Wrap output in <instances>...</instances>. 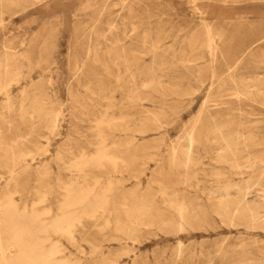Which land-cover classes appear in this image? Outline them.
<instances>
[{
    "label": "rangeland",
    "instance_id": "374dc122",
    "mask_svg": "<svg viewBox=\"0 0 264 264\" xmlns=\"http://www.w3.org/2000/svg\"><path fill=\"white\" fill-rule=\"evenodd\" d=\"M18 2L0 3V59L11 41L20 66L7 87L9 101L0 94V194L47 227L62 214L79 213L60 205L66 190L85 195L90 212L79 215L69 235L48 228L45 248H56L49 264H264V226L215 210L227 182L249 181L252 191L264 185V90H246L254 75L264 79V0ZM205 24L212 27L210 48ZM39 81L48 104L40 114L22 113L30 111ZM248 199L258 201L254 192Z\"/></svg>",
    "mask_w": 264,
    "mask_h": 264
},
{
    "label": "bare ground",
    "instance_id": "6f19581e",
    "mask_svg": "<svg viewBox=\"0 0 264 264\" xmlns=\"http://www.w3.org/2000/svg\"><path fill=\"white\" fill-rule=\"evenodd\" d=\"M122 1H124V0H122ZM239 1V0H238ZM22 2H25V1H22ZM191 2V1H190ZM0 3H5V4H18L19 2H18V0H0ZM26 3V2H25ZM114 3V2H113ZM112 3V4H113ZM32 5V4H31ZM131 6V5H130ZM128 7V6H127ZM111 8V7H110ZM129 8V7H128ZM127 9V8H126ZM129 11H130V9H128ZM127 10V11H128ZM121 11V10H120ZM130 14H128L127 13V16H129ZM123 19V18H122ZM138 20H141V19H138ZM200 21H201V19H199ZM204 20V19H203ZM106 21V20H105ZM123 21V20H122ZM160 22V21H159ZM205 22V21H204ZM111 23V22H110ZM203 23V22H202ZM122 24V23H121ZM113 25V24H112ZM133 26V25H132ZM175 26V25H174ZM205 26V32H207V36H208V46H209V48H210V46H212V44H213V38H212V36H211V28L207 25V24H205L204 25ZM109 27H111L110 25H109ZM130 27H131V25H130ZM141 27V26H140ZM153 27V26H152ZM197 27V26H196ZM151 28V27H150ZM156 28V27H155ZM195 28V27H194ZM109 29V28H108ZM124 29V28H123ZM130 30H131V28H129ZM182 29H183V27H182ZM196 29V28H195ZM73 31H75V30H73ZM107 31H109V30H107ZM148 31V30H147ZM159 31H161V30H159ZM179 31H180V29H179ZM178 31V32H179ZM193 31V30H192ZM195 31V30H194ZM198 31V30H197ZM50 32V31H49ZM78 32V31H77ZM92 32H93V30H92ZM162 32V31H161ZM217 32V31H216ZM108 33V32H107ZM123 33V32H122ZM132 33V32H131ZM159 33V32H158ZM193 33V32H192ZM215 33V32H214ZM51 34V33H50ZM157 34V33H156ZM216 34V33H215ZM147 35V34H146ZM145 35V36H146ZM178 35V34H177ZM205 35H206V33H205ZM76 36V35H75ZM98 36V35H97ZM97 36H95V37H97ZM100 36V35H99ZM98 36V37H99ZM116 36V35H115ZM144 36V37H145ZM168 36V35H167ZM166 36V37H167ZM46 37V36H45ZM110 37V36H109ZM124 37V36H123ZM142 37V36H141ZM148 37V36H147ZM196 37V36H195ZM79 38H80V36H79ZM112 37H110V39H111ZM122 38V37H121ZM154 38H157L156 36H153V39ZM168 38V37H167ZM173 38H174V36H173ZM189 39H190V41H191V38L190 37H188ZM192 38H194V37H192ZM206 38V37H205ZM113 39V38H112ZM115 39V38H114ZM118 39V38H117ZM175 39V38H174ZM104 40V39H103ZM102 40V41H103ZM146 40V39H145ZM150 40V39H149ZM193 40V39H192ZM94 41V40H93ZM107 41V40H106ZM110 41V40H109ZM112 41V44H113V40H111ZM116 41V40H115ZM114 41V42H115ZM143 41V40H142ZM157 41V40H156ZM187 41V40H186ZM98 42V41H97ZM155 42V41H154ZM160 42V41H159ZM192 42V41H191ZM194 42V41H193ZM20 43V42H19ZM92 43V42H91ZM106 43V42H105ZM122 43V42H121ZM142 43H144V42H142ZM107 44H108V41H107ZM111 44V43H110ZM118 44H119V42H118ZM158 44V43H157ZM187 44V43H186ZM189 44V43H188ZM100 45V44H99ZM153 45V44H152ZM165 45V44H164ZM192 45V44H191ZM200 45H201V43H200ZM199 45V46H200ZM203 45H207V44H204L203 43ZM93 46H94V44H93ZM93 46H89V48L90 47H93ZM110 46H112V45H110ZM109 46V47H110ZM193 46V45H192ZM192 46H187L188 48L189 47H192ZM198 46V47H199ZM214 46V45H213ZM95 47H97L96 45H95ZM105 47V46H104ZM118 47V46H117ZM123 47V46H122ZM127 47V46H126ZM153 47V46H152ZM151 47V48H152ZM162 47V46H161ZM88 48V47H87ZM125 47H123V49H124ZM128 48V47H127ZM170 48H172V47H170ZM202 48V47H201ZM205 48H207V47H205ZM92 49V48H91ZM93 49H94V47H93ZM99 49V48H98ZM144 49V48H143ZM153 49H154V47H153ZM187 49V48H186ZM193 49V48H192ZM2 53H3V55H2V58L0 59V66H5V69H4V71H2V70H0V94H2V95H4L6 98H7V100L9 101V96H8V91H9V89L7 88L8 87V85L11 83V82H13V81H17L18 80V78H17V76L19 75V73H20V66H19V64L16 62V58H17V54L19 53L18 51H17V49H16V46L14 45V43L13 42H11V41H5V43L3 44V47H2ZM95 50V49H94ZM107 51L109 50V49H106ZM112 50H114V48L112 49ZM172 50V49H171ZM102 51H104V50H102ZM110 51V50H109ZM141 51H143V50H141ZM178 51V50H177ZM184 51V50H183ZM214 51V50H213ZM114 52H115V50H114ZM122 52V51H121ZM128 52H130V51H128ZM132 52H133V50H132ZM192 52H195V50L194 51H192ZM87 53V52H86ZM95 53V52H94ZM111 53V52H110ZM109 52H108V54H110ZM116 53H118V52H116ZM138 53V52H137ZM143 53V52H142ZM44 54H46V53H44ZM48 54V53H47ZM107 54V53H106ZM121 54V53H120ZM126 54V53H125ZM184 54V53H183ZM191 54V53H190ZM189 54V55H190ZM219 54V53H218ZM21 55V54H20ZM49 55V54H48ZM118 55H119V53H118ZM40 56V55H39ZM38 56V57H39ZM93 56V55H92ZM127 56V55H126ZM201 56V55H200ZM220 56V55H219ZM20 57H23L22 55L21 56H19V58ZM41 57V56H40ZM39 57V58H40ZM104 57V56H103ZM102 57V58H103ZM114 57H115V54H114ZM118 58H119V56H117ZM128 57V56H127ZM196 57H197V55H196ZM46 58H47V56H46ZM45 58V59H46ZM96 58V57H95ZM106 58H107V56H106ZM113 58V57H112ZM111 58V59H112ZM116 58V57H115ZM159 58H160V56H159ZM181 58V57H180ZM189 58V57H188ZM198 58V57H197ZM253 58H255V57H253ZM43 59V58H42ZM161 59V58H160ZM199 59V58H198ZM208 59H210V58H208ZM256 59V58H255ZM259 59V58H258ZM52 60V59H51ZM99 60V59H98ZM119 60V59H118ZM120 60H121V56H120ZM123 60H125V59H123ZM40 61V60H39ZM183 61V60H182ZM181 61V62H182ZM210 61V60H209ZM9 62H12V65H10L9 64ZM46 62V61H45ZM48 62V61H47ZM99 62V61H98ZM104 62V61H103ZM112 62H113V60H112ZM121 62V61H120ZM122 62H124V61H122ZM126 62V61H125ZM162 62V61H161ZM184 62V61H183ZM260 62V61H259ZM100 63V62H99ZM116 63V62H115ZM114 63V64H115ZM117 63L119 64V62L117 61ZM116 63V64H117ZM185 63V62H184ZM257 63V62H256ZM96 64V63H95ZM101 64V63H100ZM115 64V65H116ZM123 64H125V63H123ZM155 64V63H154ZM161 64V63H160ZM259 64V63H258ZM10 65V66H9ZM22 65V64H21ZM36 65V64H35ZM99 65V64H98ZM105 65V64H104ZM111 65V64H110ZM156 65V64H155ZM158 65V64H157ZM174 65V64H173ZM102 66V65H101ZM106 66V65H105ZM119 66V65H118ZM121 66V65H120ZM129 66V65H128ZM149 66V65H148ZM117 67V66H116ZM77 68V67H76ZM118 68V67H117ZM105 69V68H104ZM103 69V70H104ZM145 69V68H144ZM162 69V68H161ZM227 69V68H226ZM234 69V68H233ZM117 70V69H116ZM163 70V69H162ZM165 70V69H164ZM228 70V69H227ZM119 71V70H118ZM132 71V70H131ZM117 72V71H116ZM233 72V71H232ZM76 73V72H75ZM106 73V72H105ZM210 74H211V72H210ZM109 75V74H108ZM116 75V74H115ZM118 76H119V74H117ZM144 75V74H143ZM153 75H155V74H153ZM158 75V74H157ZM229 75V74H228ZM25 76V75H24ZM149 76V75H148ZM148 76H146V77H148ZM226 76V75H225ZM21 77V76H20ZM171 77V76H170ZM211 77V76H210ZM22 78V77H21ZM119 78V77H118ZM130 78V77H129ZM132 78H134V77H132ZM176 78V77H175ZM226 78V77H225ZM127 79V78H126ZM131 79V78H130ZM227 79H229V78H227ZM232 79V78H231ZM134 80V79H133ZM144 80V79H143ZM179 80V79H178ZM131 81H132V79H131ZM154 81V80H153ZM230 81V80H229ZM156 82H157V80H156ZM232 82V81H231ZM32 83V82H31ZM171 83V82H170ZM230 83V82H229ZM46 83L44 82V81H39V82H36L35 84H34V86H33V94H32V96H31V98H30V100H29V104H28V108L30 109V111H21L22 113H28V114H30V113H35V114H40L41 112H42V110H44V107L48 104V97L46 96V93H45V88H46V85H45ZM222 84V83H221ZM224 84V83H223ZM233 84H234V82H233ZM145 85V84H144ZM154 85H157V83H154ZM154 85H152L153 87H154ZM158 85H159V83H158ZM157 85V86H158ZM225 85V84H224ZM235 86V85H234ZM149 87H151V86H149ZM156 87V86H155ZM220 87V86H219ZM121 88V87H120ZM130 88V87H129ZM146 88V87H145ZM168 87H166V89H167ZM11 89V88H10ZM158 90V88L156 87L155 88V91H157ZM163 89H164V87H163ZM166 89H164V90H166ZM175 89V88H174ZM209 89V88H208ZM154 90V89H153ZM246 90H247V92L248 93H254V92H259L260 90H264V79H262V78H258V77H256L255 75L252 77V78H250L248 81H247V84H246ZM168 91H169V89H168ZM171 91V90H170ZM218 91H220V90H218ZM175 92V91H174ZM173 92V93H174ZM177 92V91H176ZM21 93V92H20ZM223 93V92H222ZM261 93V92H260ZM11 94V93H10ZM9 94V95H10ZM31 94V93H30ZM161 94V93H160ZM183 94H185V92L183 93ZM182 94V95H183ZM220 94V93H219ZM237 94V93H236ZM239 94V93H238ZM258 94V93H257ZM20 95V94H19ZM130 95V94H129ZM175 95H176V93H175ZM180 95H181V93H180ZM187 95V94H186ZM189 95V94H188ZM262 95H264V94H262ZM27 96V95H26ZM25 96V97H26ZM144 96V95H143ZM150 96V95H149ZM184 96V95H183ZM207 96V95H206ZM252 96V95H251ZM23 97V96H22ZM25 97H23V98H25ZM137 97H138V95H137ZM220 97V96H219ZM5 98V99H6ZM20 98H21V96H20ZM136 98V97H135ZM260 98V97H259ZM103 99V98H102ZM105 99V98H104ZM211 99V98H210ZM76 100V99H75ZM137 100V99H136ZM135 100V101H136ZM209 100V99H208ZM247 100V99H246ZM137 102V101H136ZM4 103V102H3ZM24 103V102H23ZM76 103H77V101H76ZM140 103V102H139ZM179 103V102H178ZM181 103V102H180ZM203 103V102H202ZM6 104V103H5ZM7 104L8 105H10L8 102H7ZM53 104V103H52ZM19 105V104H18ZM119 105V104H118ZM20 106V105H19ZM239 107V106H238ZM237 107V108H238ZM20 108V107H19ZM84 109V108H83ZM239 109V108H238ZM32 110V111H31ZM176 110V109H175ZM178 110V109H177ZM205 111V110H204ZM47 112V111H46ZM206 112V111H205ZM242 112V111H241ZM153 113V112H152ZM207 113V112H206ZM236 113H237V111H236ZM239 113V112H238ZM57 114V113H56ZM99 114V113H98ZM104 114V113H103ZM241 114V113H240ZM152 115V114H151ZM199 115V114H198ZM56 116V115H55ZM247 116V115H246ZM193 117V116H192ZM37 118V117H36ZM56 118V117H55ZM239 118V117H238ZM30 119V118H29ZM57 119V118H56ZM118 119V118H117ZM116 119V120H117ZM122 119V118H121ZM156 119V118H155ZM196 119H197V117H196ZM101 120V119H100ZM100 120H98L99 122H101ZM193 120V119H192ZM195 120V119H194ZM114 121V120H113ZM113 121L111 120V122L113 123ZM122 121V120H121ZM94 123H96V121L94 122ZM93 123V124H94ZM109 124H111L110 123V121L108 122ZM107 123V124H108ZM121 123V122H120ZM158 123V122H157ZM52 124V123H51ZM97 124V123H96ZM99 124V126H100V123H98ZM191 124H193V122L191 123ZM212 124H213V122H212ZM240 124V123H239ZM32 125V124H31ZM195 125V124H194ZM214 125V124H213ZM222 125V124H221ZM251 125V124H250ZM94 126V125H93ZM98 126V125H97ZM112 126V125H111ZM193 126V125H192ZM240 126V125H239ZM238 126V127H239ZM120 127V126H119ZM45 128V127H44ZM96 128H98V127H96ZM191 128V127H190ZM214 128H215V126H214ZM95 129V128H94ZM105 129H106V127H105ZM107 129H108V127H107ZM241 129V128H240ZM98 131H99V129H97ZM96 130V131H97ZM101 131V130H100ZM190 131V130H189ZM207 131V130H206ZM182 132V131H181ZM211 132V131H210ZM100 133V132H99ZM97 134H98V132H97ZM219 134V133H218ZM99 135V134H98ZM101 135V134H100ZM99 135V136H100ZM103 135V134H102ZM186 135V134H185ZM189 135V134H188ZM98 136V138H99V140H101L100 139V137ZM179 136V135H178ZM220 137H221V140L223 141V139H222V135H219ZM189 137V136H188ZM97 138V137H96ZM95 139V138H94ZM183 139V138H182ZM189 139H191V138H189ZM205 139V138H204ZM258 139V138H257ZM180 140V139H179ZM184 140V139H183ZM225 140V139H224ZM244 141V140H243ZM257 141V140H256ZM104 142H105V140H104ZM103 142V143H104ZM180 142H182V141H180ZM189 142V141H188ZM195 142V141H194ZM245 142V141H244ZM102 143V142H101ZM101 143H99V144H101ZM102 143V144H103ZM179 143V142H178ZM234 143V142H233ZM262 143H264V141H262ZM97 144V143H96ZM101 144V145H102ZM125 144V143H124ZM173 144H174V141H173ZM172 144V145H173ZM227 145H229V143H226ZM251 144V143H250ZM90 145V144H89ZM189 145H191V144H189ZM232 145V144H231ZM99 146V145H98ZM97 146V147H98ZM116 146V145H115ZM225 146V145H224ZM239 146L241 147V145L239 144ZM95 147V146H94ZM102 148H103V146H101ZM175 147V146H174ZM185 146H183V148H184ZM227 147V146H226ZM238 147V146H237ZM243 147V146H242ZM258 147V146H257ZM0 148H2V147H0ZM99 148V147H98ZM101 148V149H102ZM177 149H178V147H176ZM187 148V147H186ZM189 148V147H188ZM244 148V147H243ZM259 148V147H258ZM97 149V148H96ZM105 149H109V148H105ZM81 150V149H80ZM98 151H99V149H97ZM97 150H96V152H97ZM186 150V149H185ZM189 150V149H188ZM106 151V150H105ZM96 152H95V154H96ZM101 152V151H100ZM102 152H103V150H102ZM170 152V151H169ZM245 152H247V151H245ZM98 153V152H97ZM103 153H105V152H103ZM103 153H102V155H103ZM175 153V149H174V152H173V154ZM177 153V152H176ZM182 153V152H181ZM184 153V152H183ZM217 153V152H216ZM100 154V153H99ZM173 154H170V155H173ZM187 154H188V152H187ZM78 155H80V154H78ZM81 155H82V153H81ZM90 155H93V154H90ZM89 155V156H90ZM98 155V154H97ZM24 156V155H23ZM85 155H83V157L82 158H85L84 157ZM99 156V155H98ZM108 156H110V155H108ZM108 156H107V158H108ZM174 156H175V154H174ZM188 156V155H187ZM248 157H249V155H247ZM259 156V155H258ZM257 156V157H258ZM260 156H264V154H262V155H260ZM91 157V156H90ZM172 156H170V158H171ZM176 157H177V155H176ZM181 157V156H180ZM231 157V156H230ZM253 157H255V156H253ZM252 157V158H253ZM22 158V157H21ZM26 158V157H25ZM93 157H91V159H92ZM94 158H96L95 157V155H94ZM93 158V159H94ZM167 158H169V157H167ZM175 158V157H174ZM211 158V157H210ZM232 158V160H235V158H233V157H231ZM97 159V158H96ZM101 159H102V156H101ZM100 159V160H101ZM111 159V158H110ZM114 159H116L115 157H114ZM113 159V160H114ZM121 159V158H120ZM181 159V158H180ZM186 160H187V158H185ZM192 159V158H191ZM218 159H220V158H218ZM221 159H223L224 161H226L227 159H228V155H227V153H225V154H223V155H221ZM220 159V160H221ZM245 159V158H244ZM243 159V160H244ZM249 159V158H248ZM247 159V160H248ZM86 160V159H85ZM84 160V161H85ZM95 160V159H94ZM103 160V159H102ZM112 160V159H111ZM119 160V159H118ZM172 160H173V158H172ZM172 160H171V162H172ZM176 160V159H175ZM183 160V159H182ZM217 160V159H216ZM241 160V159H240ZM246 160V159H245ZM116 161V160H115ZM168 161V160H167ZM169 161H170V159H169ZM168 161V162H169ZM177 161V160H176ZM228 161V160H227ZM231 161V160H230ZM239 161V160H238ZM260 161H262V160H260ZM260 161H258V162H260ZM26 162V161H25ZM105 162V161H104ZM117 162V161H116ZM124 162V161H123ZM173 162H174V160H173ZM184 162H185V160H184ZM187 162H188V160H187ZM244 162V161H243ZM253 162H256V161H253ZM97 163H99V162H97ZM110 164H111V162H109ZM113 163V162H112ZM119 163H120V160H119ZM122 163V162H121ZM120 163V164H121ZM170 163V162H169ZM181 163V162H180ZM182 163H183V161H182ZM202 163V162H201ZM235 163V162H234ZM245 163V162H244ZM248 163V162H247ZM261 163V162H260ZM125 164V163H124ZM214 164V163H213ZM112 165V164H111ZM116 165V164H115ZM172 165V164H171ZM180 165V164H179ZM179 165H177L178 167H179ZM182 165V164H181ZM185 165H186V163H185ZM216 165H218V163L216 164ZM225 165V164H224ZM236 166H237V164H235ZM234 165V166H235ZM248 165V164H247ZM253 165H255V164H253ZM32 166V165H31ZM101 166V165H100ZM170 166V165H169ZM187 166V165H186ZM233 166V165H232ZM232 166H231V169H232ZM235 166V167H236ZM112 167V166H111ZM115 167V166H114ZM126 167V166H125ZM175 167V166H174ZM228 167V166H227ZM249 167V166H248ZM167 169H168V167H166ZM172 168V167H171ZM176 168V167H175ZM175 168H174V170H175ZM41 169H42V167H41ZM113 169V168H112ZM176 169H178V168H176ZM180 169V168H179ZM238 169V168H237ZM237 169L235 170V171H237ZM173 170V169H172ZM182 170H185L184 168H182ZM195 170V169H194ZM159 171V170H158ZM262 171H264V169H262ZM172 172V171H171ZM217 172V171H216ZM239 172V171H238ZM159 173V172H158ZM175 173H178V172H175ZM223 173V172H222ZM242 173V172H241ZM10 174V176H12L13 175V173H9ZM68 174V173H67ZM173 174V173H172ZM194 174V173H193ZM184 175H185V173H184ZM205 175V174H204ZM222 175V174H221ZM182 176V175H181ZM186 177L188 176V174H186L185 175ZM193 176V175H192ZM184 177V176H183ZM185 177V178H186ZM74 178V177H73ZM109 178H111V176L109 177ZM177 178H178V176H177ZM86 179V178H85ZM167 179V178H166ZM171 179V178H170ZM249 179V178H248ZM84 180V179H83ZM93 180H94V178H93ZM108 180V179H107ZM107 180H106V182H107ZM174 180V179H173ZM247 180V179H246ZM74 181H75V179H74ZM81 181H82V179H81ZM95 181V180H94ZM97 181V180H96ZM100 181V180H99ZM155 181V180H154ZM158 181V180H157ZM180 181H181V178H180ZM196 181V180H195ZM70 182V181H69ZM173 182H175V180L173 181ZM73 183V182H72ZM93 183V182H92ZM95 183V182H94ZM165 183V182H164ZM250 183H251V181H250ZM83 184V183H82ZM90 184V183H89ZM96 184H98V183H96ZM108 184V183H107ZM106 184V185H107ZM160 184V183H159ZM180 184V183H179ZM76 185H77V183H76ZM79 185H81V184H79ZM87 185V184H86ZM85 185V186H86ZM93 185V184H92ZM157 185V184H156ZM64 186V185H63ZM67 186V185H66ZM78 186V185H77ZM110 186H111V184H110ZM175 186H176V184H175ZM190 186V185H189ZM79 187V186H78ZM107 187H108V185H107ZM162 188L163 187H165V186H161ZM177 187V186H176ZM63 188H65V186L63 187ZM80 188V187H79ZM94 188V187H93ZM104 188V187H103ZM102 188V189H103ZM84 189H87V188H85L84 187ZM92 189V188H91ZM90 189V190H91ZM105 189V188H104ZM107 189V188H106ZM109 189V188H108ZM164 189V188H163ZM61 191H62V189H60ZM82 190V193H83V189H81ZM80 190V191H81ZM90 190H89V192H90ZM93 190V189H92ZM169 190V189H168ZM88 191V190H87ZM106 191V190H105ZM159 191H160V189H159ZM34 192V191H33ZM64 192V191H63ZM108 192H110V190H108L107 191V193ZM164 192V191H163ZM163 192H162V195H164L163 194ZM184 192V191H183ZM254 192V194H255V196L257 197V199H258V201H257V203H253V201H255V200H253L252 201V203H250L249 202V199H248V197H249V195L250 194H252ZM85 193H88V192H85ZM91 193V192H90ZM105 193V192H104ZM106 193V194H107ZM156 193V192H155ZM154 193V194H155ZM166 193V192H165ZM176 193V192H175ZM210 193V192H209ZM143 194V193H142ZM141 194V195H142ZM171 194V193H170ZM177 194V193H176ZM10 195V194H9ZM8 194H6V193H1L0 194V264H39V263H43V264H49L52 260H53V256H54V254L56 253V248H49V249H47L46 250V248H45V242H46V240H47V233H48V228H50L51 230H53V231H55V232H60V233H62V234H68L69 235V233H70V229H71V227L76 223V221L79 219V215H84V217L87 215V214H89L90 212H88V210H87V205H89V204H87L85 201H86V197H85V195H82L81 193H78V192H76V193H74L73 191L71 192V191H69V190H66V193H65V195H64V199H63V201H62V204H60V205H63V206H66V207H68V206H77L78 208H79V213H76V214H72L71 212L69 213H65V214H62L60 217H58L57 219H55V220H53L52 221V223L47 227L46 225H44L43 224V222L39 219V217H37L36 215H24L23 213H21V212H19V211H17L16 209H15V207H14V203H13V201H12V199H11V197L9 196ZM62 195V194H61ZM156 195V194H155ZM174 195V194H173ZM213 195V194H212ZM39 196V195H38ZM43 196H45L44 194H43ZM135 196V195H134ZM143 196V195H142ZM141 196V197H142ZM146 196V195H145ZM151 196V195H150ZM166 196V195H165ZM164 196V197H165ZM182 197H183V195H181ZM96 197V196H95ZM101 197V196H100ZM133 197V196H132ZM144 197V196H143ZM142 197V198H143ZM171 197H173V196H171ZM216 197H218V199H217V209H215L216 210V212L217 213H219L220 215H228V217H229V215H233V214H235V213H237V214H239L240 215V218L242 217L243 219H247L249 222H250V224L251 225H253V227H256L255 226V224L256 225H259V226H264V185H262V184H258L257 186H256V188H255V190L254 191H252L251 190V185L249 184V181L247 182V181H245V180H242L241 182H239V183H235V182H227L225 185H222L221 186V190L219 191V193H218V195L216 196ZM41 198V197H40ZM107 198V197H106ZM124 198V197H123ZM134 198V197H133ZM168 197H166V199H167ZM174 198V197H173ZM175 198H176V195H175ZM43 199V198H42ZM93 199H94V196H93ZM96 199L97 198H95V201H96ZM100 198L98 197V200H99ZM102 199H103V197H102ZM101 199V200H102ZM145 199V198H144ZM169 199V198H168ZM253 199V198H252ZM39 200V199H38ZM97 200V201H98ZM106 200H108V198L106 199ZM128 200V199H127ZM126 200V201H127ZM135 200V199H134ZM141 200V199H140ZM161 200V199H160ZM42 201V200H41ZM104 201V200H103ZM124 201H125V199H124ZM125 201V202H126ZM129 201V200H128ZM164 201V200H163ZM167 201V200H166ZM169 201V200H168ZM167 201V202H168ZM196 201V200H195ZM106 202V201H105ZM145 202V201H144ZM152 202V201H151ZM210 202V201H209ZM37 203V202H36ZM61 203V202H60ZM101 203H103L102 201H101ZM136 203H137V200H136ZM138 203H140V201L138 202ZM142 203V202H141ZM146 203V202H145ZM171 203V202H170ZM207 203V202H206ZM35 204V203H34ZM96 204V203H95ZM95 204H93L92 206H94ZM98 204H99V201H98ZM104 204V203H103ZM150 204V203H149ZM163 204H164V202H163ZM97 205V204H96ZM114 205V204H113ZM139 205V204H138ZM165 205V204H164ZM167 205V204H166ZM168 205H169V203H168ZM173 205H174V202H173ZM183 205V204H182ZM188 205V204H187ZM125 206V205H124ZM135 206V205H134ZM141 206V205H140ZM177 206V208H178V204L176 205ZM90 207V206H89ZM102 207V206H101ZM133 207V206H132ZM146 207V206H145ZM166 207V206H165ZM168 207V206H167ZM169 207H171L170 205H169ZM189 207V206H188ZM195 207V206H194ZM199 207V206H198ZM91 208H93V207H91ZM95 208H97V207H95ZM123 208V207H122ZM128 208H130V207H128ZM127 208V209H128ZM180 208H184V206H182V207H179V209ZM192 208V207H191ZM197 208V207H196ZM200 208V207H199ZM101 209V208H100ZM141 209V208H140ZM140 209H138V210H140ZM144 209V208H143ZM143 209H142V211H143ZM148 209V208H147ZM173 208H171V210H172ZM176 209V208H175ZM193 209V208H192ZM191 209V210H192ZM203 209V208H202ZM204 209H206V208H204ZM92 210V209H91ZM129 210V209H128ZM131 210V209H130ZM136 210V209H135ZM137 210V211H138ZM197 210H200V209H197ZM114 211V210H113ZM141 211V212H142ZM149 211V210H148ZM160 211H163V210H160ZM180 211V210H179ZM179 211H177V212H179ZM185 211H186V209H185ZM200 211H203V210H200ZM199 211V212H200ZM127 212H129V211H127ZM140 212V213H141ZM157 212V211H156ZM173 212H174V210H173ZM186 212H188V211H186ZM203 212H205V211H203ZM202 212V213H203ZM102 213V212H101ZM122 213V212H121ZM130 213V212H129ZM131 213H132V215H133V213H134V210H132L131 211ZM159 213V212H158ZM175 213V212H174ZM180 213H182V212H180ZM189 213H191V212H189ZM201 213V214H202ZM217 213H215V214H217ZM94 214H96V212L94 213ZM109 214H110V212H109ZM137 214H139V213H137ZM143 214V213H142ZM168 214V213H167ZM176 214H179V213H176ZM186 214H188V213H186ZM193 214V213H192ZM199 214V213H198ZM204 214V213H203ZM202 214V215H203ZM213 214V213H212ZM219 214H218V216H219ZM91 215V214H90ZM90 215H89V217H90ZM102 215V214H101ZM136 215V214H135ZM158 215V214H157ZM157 215H155V216H157ZM160 215V214H159ZM173 215V214H172ZM181 215V214H180ZM179 215V216H180ZM182 217L181 218H185L184 217V212L182 213ZM202 215H200V216H202ZM41 217H42V215H40ZM126 216V215H125ZM128 216V218H125V219H129L130 218V223L132 224V222H131V215L129 214V215H127ZM126 216V217H127ZM134 216V215H133ZM140 216V215H139ZM138 216V217H139ZM145 216H146V214H145ZM162 217L164 216L165 217V215H163V213H162V215H161ZM169 216H170V213H169ZM174 216H176V215H174ZM137 217V216H136ZM136 217H135V219H136ZM167 217V216H166ZM177 217V216H176ZM188 217H192V216H189V214H188ZM195 217H196V214H195ZM222 217V216H221ZM119 218V217H118ZM141 218V217H140ZM156 218H158V217H156ZM186 218H187V216H186ZM202 218V217H201ZM205 218H207V217H205ZM90 219V218H89ZM93 219V218H92ZM134 219V217H133V220L132 221H134L135 220ZM144 219L146 220V218L144 217ZM161 219H163L164 220V218H161ZM160 219V220H161ZM166 219V218H165ZM168 219V218H167ZM166 219V220H167ZM170 219H171V217H170ZM173 219V218H172ZM190 219V218H189ZM188 219V220H189ZM203 219H204V217H203ZM230 219V218H229ZM106 220V219H105ZM145 220H143V221H145ZM163 220H162V222H163ZM165 220V221H166ZM174 220V219H173ZM193 220V219H192ZM242 220V219H241ZM107 221V220H106ZM105 221V222H106ZM137 221V220H136ZM136 221H135V223H136ZM147 221V220H146ZM151 221V220H150ZM154 221V220H153ZM171 221V220H170ZM169 221V222H170ZM181 221V220H180ZM183 221H184V219H183ZM190 221V220H189ZM186 222V221H184V223L186 222L187 224H189V226H190V222ZM197 221V220H196ZM206 221V220H205ZM232 221V220H231ZM231 221H230V223H231ZM243 221V220H242ZM155 222V221H154ZM159 222V221H158ZM161 222V221H160ZM159 222V223H160ZM168 222V224H169V226L171 225L172 226V224H171V222L169 223ZM175 222V221H174ZM203 222V221H202ZM78 223V222H77ZM139 223V222H138ZM138 223H136V225L138 224ZM148 223V222H147ZM158 223V225H160ZM183 223V222H182ZM183 223V224H184ZM199 223V222H198ZM102 224H103V221H102ZM105 224V223H104ZM125 224V223H124ZM128 224V223H127ZM146 224V223H145ZM153 224V223H152ZM155 225H156V223H154ZM141 225V224H140ZM139 225V226H140ZM142 225H143V223H142ZM150 225V224H149ZM180 225V224H179ZM185 225V224H184ZM228 225H229V222H228ZM100 226V225H99ZM98 226V227H99ZM104 226V225H103ZM106 226H109V224L107 225L106 224ZM116 226H118V225H116ZM121 226V225H120ZM123 226H125V225H123ZM123 226H122V228H123ZM138 226V225H137ZM168 227V228H172V227ZM177 226H178V224H177ZM186 226V225H185ZM188 225H187V227H189ZM193 226V225H192ZM213 226V225H212ZM225 226V225H224ZM234 226H236V225H234ZM119 227V226H118ZM117 227V228H118ZM136 227V226H135ZM156 227V226H155ZM173 227H174V225H173ZM191 227V226H190ZM189 227V228H190ZM223 227V226H222ZM238 227V226H237ZM243 227H248V226H243ZM101 228V227H100ZM121 228V229H122ZM130 227H128V229H129ZM159 228H162V227H159ZM167 228V229H168ZM177 228V227H176ZM119 229V228H118ZM131 229H132V226H131ZM135 229V228H134ZM164 229V228H163ZM212 229V228H211ZM245 229H247V228H245ZM250 229V228H249ZM255 229H257V228H255ZM124 231H126L125 229H123ZM137 230V229H136ZM139 230V229H138ZM166 230V229H165ZM169 230H171V229H169ZM173 230H174V228H173ZM261 230V229H260ZM262 230H264V229H262ZM123 231V233H125ZM172 231V230H171ZM117 232H119V231H117ZM122 232V231H121ZM120 232V233H121ZM127 232V231H126ZM139 232V231H138ZM117 234V233H116ZM127 234V233H126ZM135 234V233H134ZM126 236V235H125ZM217 239V238H216ZM215 241V240H214ZM249 241V240H248ZM251 241V240H250ZM74 242V241H73ZM135 242V241H134ZM187 242V241H186ZM180 243V242H179ZM242 243V242H241ZM241 243H239V244H241ZM239 244H238V246H239ZM180 245H181V243H180ZM253 245H255V244H253ZM178 246V245H177ZM220 246V245H219ZM175 247V246H174ZM216 247V246H215ZM241 247H242V245H241ZM195 248V247H194ZM233 248H234V246H233ZM243 248V247H242ZM199 249V248H198ZM234 249H236V248H234ZM239 249H240V246H239ZM12 250H14V252H15V254L13 255V256H11L10 255V253H11V251ZM170 251V250H169ZM179 252V251H178ZM249 253V252H248ZM177 254H179V253H177ZM224 255H225V253H224ZM227 255V254H226ZM240 255H242V254H240ZM242 257V256H241ZM177 259V258H176ZM175 259V260H176ZM62 260V259H61ZM241 260V259H240ZM65 261V260H64ZM249 261V260H248ZM247 261V262H248ZM253 261V260H252ZM63 262V261H62ZM259 262V261H258ZM244 263V262H243ZM245 264V263H244Z\"/></svg>",
    "mask_w": 264,
    "mask_h": 264
}]
</instances>
